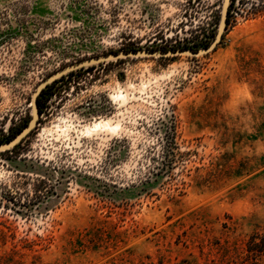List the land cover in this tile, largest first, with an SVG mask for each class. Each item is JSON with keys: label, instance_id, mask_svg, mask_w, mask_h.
Here are the masks:
<instances>
[{"label": "rangeland", "instance_id": "rangeland-1", "mask_svg": "<svg viewBox=\"0 0 264 264\" xmlns=\"http://www.w3.org/2000/svg\"><path fill=\"white\" fill-rule=\"evenodd\" d=\"M222 3L0 0V144L50 75L206 47ZM227 18L208 53L108 60L39 92L36 125L0 151V264H264L246 250L264 234V0ZM101 119L116 130L84 131Z\"/></svg>", "mask_w": 264, "mask_h": 264}, {"label": "water", "instance_id": "water-1", "mask_svg": "<svg viewBox=\"0 0 264 264\" xmlns=\"http://www.w3.org/2000/svg\"><path fill=\"white\" fill-rule=\"evenodd\" d=\"M230 0H223L221 11H220V20L219 25L217 28V32L215 34L214 39L208 44L206 47L199 48V49H189V48H179V49H171V50H155V49H135V50H122L117 52L108 53L102 56H96L87 60L80 61L78 63L72 64L70 66H67L54 74L50 75L47 79H45L43 82H41L36 90L33 93L32 96V115L29 119L27 125L20 130L15 136H13L10 140L7 142L0 144V151H4L7 149L12 148L15 146L18 142L22 140L36 125L37 123V117H38V109H37V95L41 91L42 88H44L47 84L51 83L58 77L62 76L63 74L77 69L82 68L84 66L96 64V63H102L108 60L113 59H121L126 57H145V56H172L180 53H186L189 55H198V54H205L210 51H212L216 45L219 43V40L221 39L222 32L224 31L225 25H226V18H227V12H228V5Z\"/></svg>", "mask_w": 264, "mask_h": 264}, {"label": "trees", "instance_id": "trees-1", "mask_svg": "<svg viewBox=\"0 0 264 264\" xmlns=\"http://www.w3.org/2000/svg\"><path fill=\"white\" fill-rule=\"evenodd\" d=\"M189 49H199V48H189ZM55 81L56 80L47 84L41 91H43L45 88H48ZM37 102L39 103V97H37ZM246 250L250 255H255V256L262 255L264 253V234L260 235L258 232H253L252 234H250L249 239L246 242Z\"/></svg>", "mask_w": 264, "mask_h": 264}, {"label": "bare ground", "instance_id": "bare-ground-1", "mask_svg": "<svg viewBox=\"0 0 264 264\" xmlns=\"http://www.w3.org/2000/svg\"><path fill=\"white\" fill-rule=\"evenodd\" d=\"M108 119H101L99 121H94L92 124L87 125L84 129L86 133H92L100 129L101 127H105L109 130L115 129V126H113ZM116 130V129H115Z\"/></svg>", "mask_w": 264, "mask_h": 264}]
</instances>
